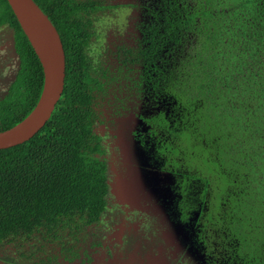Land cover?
Returning <instances> with one entry per match:
<instances>
[{"label": "trees", "instance_id": "16d2710c", "mask_svg": "<svg viewBox=\"0 0 264 264\" xmlns=\"http://www.w3.org/2000/svg\"><path fill=\"white\" fill-rule=\"evenodd\" d=\"M35 2L61 35L65 87L38 133L0 149V247L36 234L55 244L98 225L111 185L97 127L110 87L130 77L139 91L151 81L161 104L152 135L169 137L174 154L175 194L165 210L186 229L188 247L207 264H264V0H149L138 43L117 45L116 65L100 49L97 22L119 5ZM2 26L14 31L19 66L0 97V131L33 110L44 83L7 0ZM80 249L58 252L68 263Z\"/></svg>", "mask_w": 264, "mask_h": 264}, {"label": "rangeland", "instance_id": "374dc122", "mask_svg": "<svg viewBox=\"0 0 264 264\" xmlns=\"http://www.w3.org/2000/svg\"><path fill=\"white\" fill-rule=\"evenodd\" d=\"M104 1L119 5L97 22L100 49L116 65L112 52L117 45L138 43L141 33L137 23L146 12L141 5L149 0ZM14 40L11 28L0 27V97L6 94L18 71ZM142 69L132 77L138 78ZM116 85L106 95L104 122L97 127L108 150L111 185L108 206L98 225L77 238L67 235L55 244L39 234L20 237L0 247V264H207L202 252L188 247L189 235L184 226L171 222L165 210L175 194L174 178L169 173L174 161L168 149L169 137L163 141L157 134L152 135L158 116L155 112L161 106L154 97L152 82L144 81L143 91L130 77H119ZM153 156L159 157L155 160L157 166ZM72 245L81 247V255L65 263L58 251Z\"/></svg>", "mask_w": 264, "mask_h": 264}, {"label": "water", "instance_id": "95a60500", "mask_svg": "<svg viewBox=\"0 0 264 264\" xmlns=\"http://www.w3.org/2000/svg\"><path fill=\"white\" fill-rule=\"evenodd\" d=\"M44 72L40 97L20 122L0 131V149L24 143L50 119L65 87L66 53L61 35L35 0H7Z\"/></svg>", "mask_w": 264, "mask_h": 264}, {"label": "flooded vegetation", "instance_id": "af4514ba", "mask_svg": "<svg viewBox=\"0 0 264 264\" xmlns=\"http://www.w3.org/2000/svg\"><path fill=\"white\" fill-rule=\"evenodd\" d=\"M107 148V147H106Z\"/></svg>", "mask_w": 264, "mask_h": 264}]
</instances>
